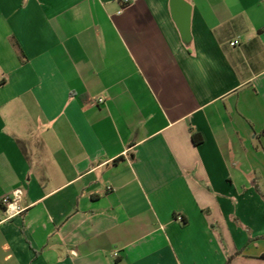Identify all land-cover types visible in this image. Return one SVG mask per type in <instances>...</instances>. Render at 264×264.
<instances>
[{
  "label": "crops",
  "instance_id": "obj_1",
  "mask_svg": "<svg viewBox=\"0 0 264 264\" xmlns=\"http://www.w3.org/2000/svg\"><path fill=\"white\" fill-rule=\"evenodd\" d=\"M170 1L0 0V264H264V0Z\"/></svg>",
  "mask_w": 264,
  "mask_h": 264
},
{
  "label": "built area",
  "instance_id": "obj_2",
  "mask_svg": "<svg viewBox=\"0 0 264 264\" xmlns=\"http://www.w3.org/2000/svg\"><path fill=\"white\" fill-rule=\"evenodd\" d=\"M124 2H128V0H123ZM237 41L230 42V45H236ZM103 98H98L95 100L96 104L103 103ZM23 197V190L21 188H17L16 190L12 191L10 194H6L1 197L0 203L3 206L4 213L6 215V219H10L15 215L19 214L23 208L21 206V200ZM181 220V217H178Z\"/></svg>",
  "mask_w": 264,
  "mask_h": 264
},
{
  "label": "water",
  "instance_id": "obj_3",
  "mask_svg": "<svg viewBox=\"0 0 264 264\" xmlns=\"http://www.w3.org/2000/svg\"><path fill=\"white\" fill-rule=\"evenodd\" d=\"M180 4H186L184 0H171L170 6L174 14L177 13ZM187 18V17H186ZM179 29L181 31L184 40L188 38V19L179 18L178 19Z\"/></svg>",
  "mask_w": 264,
  "mask_h": 264
},
{
  "label": "trees",
  "instance_id": "obj_4",
  "mask_svg": "<svg viewBox=\"0 0 264 264\" xmlns=\"http://www.w3.org/2000/svg\"><path fill=\"white\" fill-rule=\"evenodd\" d=\"M192 139H193V142L194 143H199L202 139H201V137L198 135V134H193L192 135Z\"/></svg>",
  "mask_w": 264,
  "mask_h": 264
},
{
  "label": "rangeland",
  "instance_id": "obj_5",
  "mask_svg": "<svg viewBox=\"0 0 264 264\" xmlns=\"http://www.w3.org/2000/svg\"><path fill=\"white\" fill-rule=\"evenodd\" d=\"M247 234H248V233H247ZM248 235H249V234H248ZM249 239H250V237H249ZM249 239H248V240H249Z\"/></svg>",
  "mask_w": 264,
  "mask_h": 264
}]
</instances>
